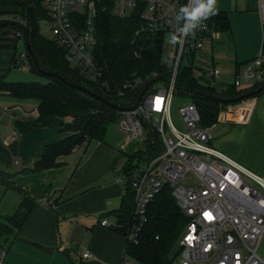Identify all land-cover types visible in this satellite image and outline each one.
I'll return each mask as SVG.
<instances>
[{
	"label": "built area",
	"instance_id": "1",
	"mask_svg": "<svg viewBox=\"0 0 264 264\" xmlns=\"http://www.w3.org/2000/svg\"><path fill=\"white\" fill-rule=\"evenodd\" d=\"M256 1L259 19L264 24V0ZM199 2L201 0H43V5L47 9L52 40L62 48L66 61L86 78L94 75L98 79L102 73L95 60V21L102 13L108 11L117 18L136 19L135 35L162 40L161 63L166 79L154 80L141 98L128 106L130 109L117 111L114 121L116 129L135 145L132 161L115 172L116 180L125 182L123 195L128 191L132 196L130 220L119 223L101 218L100 225L123 230L126 243L136 244L147 221L148 205L167 187L186 218L168 264H264L259 255L264 234V178L210 146L212 126L200 125L199 112L191 100L178 109L183 130L176 129L170 119L177 77L184 67L195 69V57L205 41L217 32L210 27L208 14L201 15L198 26L189 33L181 31L193 19L182 8L194 11ZM0 20L15 22L21 28L26 26L25 20L11 15ZM16 55L18 68L27 63L25 51ZM221 73V68L212 64L203 73L208 79L205 84L216 93L225 86L220 80ZM242 75L245 79L264 81V51L260 50L247 64ZM157 81L163 84L153 87ZM231 83L240 86L238 77ZM254 100L251 96L238 102L245 103L247 115ZM236 104H229L220 111ZM159 148L161 153H156ZM187 174L192 175L193 183L183 185L181 182ZM48 207H53L51 201ZM5 252V248L0 252V264H7ZM126 255L123 250L119 264H138ZM89 257L88 251L81 253V258Z\"/></svg>",
	"mask_w": 264,
	"mask_h": 264
},
{
	"label": "trees",
	"instance_id": "2",
	"mask_svg": "<svg viewBox=\"0 0 264 264\" xmlns=\"http://www.w3.org/2000/svg\"><path fill=\"white\" fill-rule=\"evenodd\" d=\"M47 14L43 0H0V18L11 15L25 20L26 23L25 28H21L15 22L0 20V32L9 29L20 31L25 36L24 32L27 30L25 40L28 41L34 57L33 59L26 51L27 64L32 73L46 79L45 82L5 81L7 71L18 68L17 53L8 65H0V92L16 99H33L37 102L36 120L33 123L17 124V130L27 132L48 126L54 118H58L61 120V131L71 133L46 145L31 167H25L16 173L0 169V183L18 192L24 190L15 185V176L61 166V157H66L80 145L88 144L92 140H103L108 126L114 123L118 112L78 89V85L92 90L117 106L128 107L136 101L146 83L159 78L166 79L167 75L161 63L162 40L135 35L138 27L136 19L117 18L106 11L95 21V60L102 73L94 83L90 82L78 68L71 67L66 61L61 47L39 33L38 23L47 19ZM208 15L213 30H227L228 19L224 12H212ZM261 50L264 51V48ZM52 72H56L57 76L49 74ZM193 72V67L182 68L176 80V90L178 94L190 97L195 104L202 127L216 124L221 109L248 98L237 100L263 84V80H254L250 87L239 88L233 83H227L221 92L216 93L199 82ZM263 90L264 87L252 97H257ZM207 95L216 96L223 101L212 100ZM124 154L129 159L133 158L130 153ZM132 208V196L127 191L115 212L117 222H129ZM29 209L30 206L22 202L19 210L7 220L19 227L25 221ZM185 224L186 218L176 205L170 189L164 187L147 207V221L141 228L137 243L127 244L125 241L124 253L138 264H168ZM116 232L124 234L123 230Z\"/></svg>",
	"mask_w": 264,
	"mask_h": 264
},
{
	"label": "crops",
	"instance_id": "3",
	"mask_svg": "<svg viewBox=\"0 0 264 264\" xmlns=\"http://www.w3.org/2000/svg\"><path fill=\"white\" fill-rule=\"evenodd\" d=\"M214 12H224L227 15L228 28L224 31L218 30L209 40L207 39L204 47L198 52V58L202 59V62L205 59L206 65L210 63L220 67L224 79L238 77L240 86L243 85L242 88H248L252 83L242 84L239 75L241 72L243 73L247 64L255 58L248 59L247 57L257 51L259 45L260 50L264 48V24L261 23L257 13V1L238 0L237 3L233 4L230 0H215ZM233 13L244 24L242 29L244 36L248 34L249 29L253 31V40L250 46L243 48L245 53L240 59H238L235 51L233 60L229 59L228 64H224L221 56L219 57L218 49L224 43V39L228 43L232 41L234 46L233 33L229 23ZM24 37L15 30L4 29L0 32V65H8L17 52H26ZM20 40H23V48L17 51ZM248 50L251 53L248 54ZM196 70L194 69L193 72L194 77L205 84L208 79L203 76L204 72L200 69L202 71L200 75L196 73ZM222 79L221 76V82L224 81ZM245 109V103H238L231 109L219 112L217 123L229 124L234 127L214 146L228 155L230 159L264 177V90L255 97L253 107L248 115L245 113ZM37 116V102L35 100L16 99L0 92L1 170L16 173L25 167H31L43 153L46 145L55 143L71 134L61 131V120L58 118H54L48 126L37 127L27 132L17 130V124L33 123ZM237 127L240 129H235ZM117 133L122 135L119 131ZM119 146L120 152L131 154L135 145L129 143L124 137V143ZM121 147L124 149L122 150ZM84 157L87 158L88 154ZM115 158L112 156L108 164L98 174L82 175L77 171L66 182L64 176L60 183L49 184L48 190L35 198L31 196L19 197L15 202L16 210L12 214L3 216L6 221L10 222L7 218L19 210L22 202L30 206V209L25 221L19 227L14 226L16 235L4 238L5 240L10 239L4 258L6 263L58 264L63 257L59 253L61 243L54 239V225L60 224L66 226L69 233L72 230L82 233L84 242L81 252H77V254L79 253L78 256L81 257V253L84 251L90 253L89 258H82L83 264H99L100 259H103L106 264H118L123 241L125 245L124 237L115 230L107 229L99 223L101 218L110 222H117L115 212L119 209L124 196L125 185L116 180L113 167L110 171L111 163H114ZM59 161L62 164L57 168L31 173L30 175L36 176L37 181H39L41 174L60 172V169L66 166V157H61ZM17 176L23 181L28 177L22 174ZM2 191L5 192L1 195L4 199L8 190H0V192ZM49 201L53 203L52 208L48 207ZM12 231V228L5 225L4 229H0V233L4 232L5 235ZM48 238L50 242H53L46 243ZM107 244L109 246L102 249Z\"/></svg>",
	"mask_w": 264,
	"mask_h": 264
},
{
	"label": "rangeland",
	"instance_id": "4",
	"mask_svg": "<svg viewBox=\"0 0 264 264\" xmlns=\"http://www.w3.org/2000/svg\"><path fill=\"white\" fill-rule=\"evenodd\" d=\"M230 1L233 4H235L237 3L238 0H230ZM214 7H215V0H214ZM237 8L239 7L237 6ZM231 12H238V11H231ZM234 14L235 13L231 14V18L229 22L230 30L233 33L234 46L232 45L233 44L232 41L228 43L224 39V43H222V46L220 45L218 49L219 57L221 56V59H223L224 64H228L229 59L233 60L235 51H236L238 59H240L245 53V50L243 48L245 46L247 47L250 46L253 40V31L249 29L248 34L244 36V33L242 32V29L244 28L243 27L244 24ZM247 25L249 26V24ZM38 26H39V33L45 39L52 38V33L50 31L47 19L40 20L38 23ZM22 48H23V40H20L18 47H17V51L22 50ZM259 48H260V45H259ZM258 49L252 55H249V57L247 58L252 59L253 57H257L259 54V50H260ZM247 53L249 54L251 53V51L248 50ZM201 60L202 59H199L198 57H195V60H194L195 69H197L196 73L200 75L202 74L201 73L202 71L205 72L208 69V67L211 66L210 63H207V65L204 63L205 59H203V62ZM200 69H202V71H200ZM221 76L223 78L222 80H224L223 81L224 84L230 83L233 81L232 77H228L227 79H224L223 74H221ZM239 76L242 81V84H247V83L253 84L255 82L254 80H246L243 77L242 72L240 73ZM87 79L93 83L96 81L94 75L88 76ZM45 80L46 79L43 76L32 73L27 63L22 64L19 68H10L5 75V81H8V82H17V81L45 82ZM162 84H163V81H157L153 84V87L160 86ZM242 86L243 85H241L240 88H242ZM190 100H191L190 97L180 95L177 92H175L173 95L171 109H170V119L173 125L178 130H183V124L181 122L178 109L181 106L188 103ZM232 127L234 126H230L229 124L225 125V124L217 123L210 130L211 135H212L210 146L215 148L216 150H218L220 153L224 154L227 157L228 155H226L225 153L217 149L214 146V144L220 141V139H222L223 137H225V135L228 133L229 130H231ZM235 129H240V128L237 127ZM117 131L118 130L116 129L115 124L113 123L110 126H108L103 140H96V139L92 140L88 144L80 145L73 152H70L66 156V166L60 169V172H51L50 174H41L39 181H37L36 176H31L30 174L26 175L28 176L25 180L27 182L20 179V177L18 178V176H15L13 179L15 185L20 188L22 187L24 192L15 191L14 189L8 188L6 187V185L0 183V190H8L4 199H2L1 195L4 194L5 192L4 193L3 191L0 192V229L1 230L2 228L4 229V225H5L6 227H10L13 230L11 233L7 235H5L4 232L0 233V252L3 248L6 249L9 246L10 239L6 238L7 240H5L4 238L12 237L13 235H16L15 230H14V224L6 221V219L3 216L12 214L13 211L16 210L17 207L15 205V202L19 197L31 196L35 198L36 196L45 193L48 190L49 184L53 185V184H57V182L60 183L61 178L64 176L66 177L65 179V182H66V180H68V178H72L73 173L75 172L77 173V171L80 172L82 175L98 174L100 170L108 164L112 156L116 158L114 160V163H111L110 171H112V167H113L114 171L116 172L120 168H122L125 164H127L129 161H132L124 154V152H120L119 145L124 143V137H123L124 135L123 134L119 135ZM159 143L160 142L158 141V144ZM161 151L162 149L159 148L156 151V153H161ZM87 154H88V157L87 158L84 157ZM237 163L240 164L245 169L251 171L252 173L263 177L257 172H254L252 169L245 167L241 163L239 162ZM245 179L248 181L247 177H245ZM181 183L183 185H189L193 183L192 175L187 174ZM122 185H125L124 181H122ZM54 239H56L58 243L59 242L61 243V248H60L61 251H59V253H61L60 255H62L63 258H62V261L58 262V264H83V259L78 256L79 253L77 254V252H81L82 244L84 242L82 233L73 232V230L69 233V230H67L66 226H62L60 224L58 226L54 225ZM52 242H50V239L48 238L46 243L50 244ZM123 245H124V241L122 242L121 256H123L122 254V250L124 249ZM107 246H109V244L105 245L102 249H104ZM64 250H66L67 252L63 253L62 251ZM259 255L264 259V237L262 239V243L259 246ZM121 256H120V259L118 260V264L121 260ZM126 257L128 256L126 255ZM99 262H100L99 264H106L103 259H100Z\"/></svg>",
	"mask_w": 264,
	"mask_h": 264
},
{
	"label": "water",
	"instance_id": "5",
	"mask_svg": "<svg viewBox=\"0 0 264 264\" xmlns=\"http://www.w3.org/2000/svg\"><path fill=\"white\" fill-rule=\"evenodd\" d=\"M24 34H25V39H27V30H25ZM26 51L34 59L33 54L31 52V49H30V46H29V43H28L27 40H26ZM34 63H35V61H34ZM49 74L50 75H53V76H57V73L56 72H52V73H49ZM151 84H152V81H149L148 83L145 84V86L143 87V89L139 93L138 99L141 98V96L146 92V90L149 88V86ZM263 87H264V81H263V84L260 87H258L255 90H252V91L247 92L246 94H244L241 97H238L237 100H240L242 97H251V96H254L257 93H259ZM77 88L80 89L81 91L87 93L92 98L100 101L101 103H103L107 107H110L111 109H114V110H116L118 112H123V111H126V110L130 109L129 107H121V106H117V105H115V104H113L111 102H108L104 98H102L101 96H99L96 93H94L92 90H89V89H87V88H85V87H83L81 85H78ZM207 97L210 98V99H212V100H215V101H219V102L223 101V99H220V98H218L216 96H213V95H207ZM134 106L135 105H133V107ZM133 107H131V108H133Z\"/></svg>",
	"mask_w": 264,
	"mask_h": 264
},
{
	"label": "clouds",
	"instance_id": "6",
	"mask_svg": "<svg viewBox=\"0 0 264 264\" xmlns=\"http://www.w3.org/2000/svg\"><path fill=\"white\" fill-rule=\"evenodd\" d=\"M182 10L186 15H191L193 18L189 20L181 30L184 34H187L198 26L199 17L201 15H207L214 12V0H206V2L205 0H201V2L197 4L196 9L191 12H189L187 7L182 8ZM172 39H175V37L173 36Z\"/></svg>",
	"mask_w": 264,
	"mask_h": 264
}]
</instances>
